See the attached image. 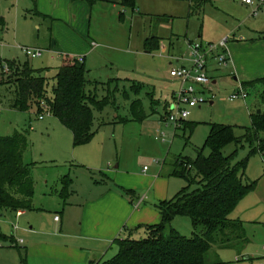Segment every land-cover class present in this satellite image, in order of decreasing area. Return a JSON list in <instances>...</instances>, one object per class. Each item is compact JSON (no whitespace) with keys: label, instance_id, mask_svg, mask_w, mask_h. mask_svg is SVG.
<instances>
[{"label":"rangeland","instance_id":"1","mask_svg":"<svg viewBox=\"0 0 264 264\" xmlns=\"http://www.w3.org/2000/svg\"><path fill=\"white\" fill-rule=\"evenodd\" d=\"M65 1L0 0V18L5 24L0 33V65L15 60L33 69H48L46 76L52 78L64 57H84L87 80L104 84L114 80L109 87L98 86L94 90L99 99L109 95L111 104L102 112L93 111L95 135L90 143L74 147L70 131L57 119L44 115L39 120L34 111H16L14 89L0 85V137L28 131L23 163L31 164L34 181L33 210L25 211L22 218L16 212H0V264H69L66 256L42 254L45 245L59 247L58 239L64 237L53 217H59L69 229H76L85 201L108 187L120 193L114 183L135 192L142 201L137 206L139 211L156 214L154 206L158 200H171L187 185L186 180L172 175L176 159L193 161L196 149H203L207 155L205 142L214 124L233 126L234 135L241 138L244 129L252 124L251 115L261 110L255 90L248 91L245 100H228L241 90L234 76L228 74L196 92L199 102L189 109L184 130L166 123L163 109L164 104L168 105L167 111L174 104L172 91L177 92L180 86L169 76L172 60L168 57L176 55L190 66V41L205 47L227 37L232 42L241 33L247 35L250 25L264 20L261 11L253 14L254 6L246 7L241 0H210L202 19L187 21L185 2L142 0L132 11L85 0L84 15L82 9H74L70 3L68 7ZM65 13L74 20L63 19ZM141 13H156L169 19L159 24ZM77 20L79 26H74ZM148 35L160 39L158 48L149 54L143 50V40ZM92 41L96 42L94 48ZM23 48L41 50L42 56L27 58ZM47 96L50 97V90ZM134 101L140 102L146 116L142 121L134 120L130 113ZM117 117L128 122H119ZM259 137L264 138V134ZM235 150L234 144L228 145L223 155ZM248 155V147H240L236 161H243ZM106 170L122 173L118 180L125 186L117 184L111 175L105 178L102 172ZM245 175L257 183L256 188L238 203L233 216L244 222L247 244L241 251L234 247L218 249L209 261L264 264V158L249 157ZM65 178L69 179L68 195L62 199ZM152 218L148 217V221ZM171 227L182 236L192 235L191 222L186 217H175ZM139 237L145 235L140 233ZM10 238L17 248L10 247ZM117 252V246L110 244L104 260L112 259Z\"/></svg>","mask_w":264,"mask_h":264},{"label":"trees","instance_id":"2","mask_svg":"<svg viewBox=\"0 0 264 264\" xmlns=\"http://www.w3.org/2000/svg\"><path fill=\"white\" fill-rule=\"evenodd\" d=\"M171 1L188 3L191 17L200 16L209 3V0ZM119 4L134 11L136 0H119ZM151 19L159 23L168 21L169 17L151 16ZM4 25L0 18V33ZM159 42L158 38L150 36L144 41L143 50L151 53L158 48ZM47 72L48 69H33L27 63L6 61L0 65V85L14 89L13 109L23 113L34 111L38 118L48 114L70 131L74 147L87 145L95 135L93 111L102 112L111 104L109 95L99 99L94 90L98 86L109 87L114 80L107 84L90 82L81 58L64 57L52 78L46 76ZM240 89L244 92L255 90L261 106L259 114L251 115L252 124L244 129L245 135L237 138L233 126L211 125L205 142L207 155L203 154V149H196L193 161L182 157L175 160L172 175L186 180L187 185L171 200L155 204L159 223L126 230L125 236L113 241L118 252L112 259L91 264H224L216 259L209 261V257L216 256L218 249H244L247 244L244 223L234 219L232 214L238 203L256 188L257 183L245 175L246 160L253 155L264 158V138L259 137L264 134V78L243 82ZM49 90L50 97L47 96ZM167 108L168 105H164L165 116L169 113ZM130 113L134 120L146 118L139 101L132 102ZM117 120L123 121L119 117ZM184 122L177 129L184 130ZM27 136L28 131L22 130L10 137H0V212L12 211L17 215L33 210L32 167L23 163L28 148ZM231 144L236 150L228 156L223 155V149ZM245 145L249 155L237 162V150ZM68 185L69 179H63L62 199L68 195ZM116 187L133 204L135 192ZM178 216L190 220V237L180 235L171 227ZM140 233L145 237H139ZM9 241L10 247L17 248L13 238Z\"/></svg>","mask_w":264,"mask_h":264},{"label":"crops","instance_id":"3","mask_svg":"<svg viewBox=\"0 0 264 264\" xmlns=\"http://www.w3.org/2000/svg\"><path fill=\"white\" fill-rule=\"evenodd\" d=\"M88 1L89 3H91L90 0ZM97 1L105 3L107 5H112L113 8L117 7V5L120 6L119 0H97ZM141 1L142 0H136V4L139 5ZM84 2L85 0L65 1L68 7L70 3L72 8L76 9L77 7L80 10L82 9L83 14L85 15L86 10L83 6L85 5ZM186 5H187V15H186L187 21H190L192 18L199 21L200 19L203 18L206 5L203 8L202 14L200 16H195V17H191L188 15L189 5L188 3H186ZM72 14H74V12ZM83 14L80 15L81 20L83 19L84 16ZM141 14L146 15L145 17L149 16L151 19V13H147V14L141 13ZM154 15L165 16V15H156V13ZM62 18L65 20L69 19V22L74 20V18L73 20L70 19L69 15L66 13L62 15ZM151 20L153 21V19ZM164 22H168V21L159 22V24ZM78 23L79 21L77 20L76 22H74L73 25L77 26ZM254 24L257 25V27L255 25H250V29H248L247 35L241 33L239 37L234 38L232 42H230L229 38L227 37L228 40L226 44L227 45L226 51L228 53L229 59L226 66L220 67L217 66V64L214 62L209 63L207 72L212 80L213 85L215 84V78H218L225 74L234 76V80L240 84V87L243 82H250L264 78V20H261L260 22H256ZM150 36H154L158 38L155 35H148V37ZM148 37H146L143 40V49H144V41ZM194 42L197 41H190V43H194ZM95 46H96V42L92 41L91 47L94 48ZM79 58H81L84 63V57H79ZM168 59L172 60V62L169 63L170 69L180 68V67H186V68L190 67V66H185L182 63L183 59L181 60V58L177 57L176 55L168 57ZM175 93L176 92L172 91V97L174 96ZM102 175L107 179L110 178L109 175H111V178L113 179L115 178V181L117 180V184L125 186L123 183H121V181L118 180V176L122 175V173L116 174L113 172H109V170H106L102 172ZM111 181L113 182L112 179ZM113 186H117V185L114 183ZM158 201H163V200H158ZM140 202L142 203L141 199L135 196L133 204H131L126 197L116 192L113 187H108L105 191H103L99 195L93 197L90 200L85 201L80 213V220H79L80 223L76 229L73 230L69 229L68 224L64 225L63 223H61V219L59 217H58L59 218L58 221L54 220L55 216L53 217V222L56 224H60L59 231L61 230V232H64L63 233L64 237H59L62 238V240L58 239L59 247H53V246L48 247L47 245H45L42 254L66 256L70 260L69 264H91V263H98L104 261V254L106 250L110 248V244H113L115 238H117L120 234L124 236L126 235V230L133 229L140 225H155L159 223L160 216L158 213L148 215L143 210L139 211L140 208L137 209L136 205L140 204ZM149 213H153V212L149 210ZM24 214L25 212H20V215L19 216L16 215V216L22 218ZM151 216H153L154 219ZM148 217L152 219L148 221ZM232 217L234 219H238L234 217L233 214ZM49 244L51 245L55 243H49ZM61 244L64 245L62 246Z\"/></svg>","mask_w":264,"mask_h":264},{"label":"built area","instance_id":"4","mask_svg":"<svg viewBox=\"0 0 264 264\" xmlns=\"http://www.w3.org/2000/svg\"><path fill=\"white\" fill-rule=\"evenodd\" d=\"M246 6H254L253 14L257 15L259 11L264 13V0H241ZM228 38H225L218 44H209L203 47L198 43H190V56L192 58L190 67H180L170 69L169 76L179 82V89L174 94V104L169 107L168 115L165 122L174 126L177 129L182 122L189 116V109L194 108L199 100L195 97L196 92L203 87L210 86L212 80L208 75L207 68L209 63L214 62L217 66L223 67L227 65L229 56L226 51ZM27 58L35 59L42 56V51L37 49L24 48L22 49ZM247 98L246 92L242 89L233 95H230L228 100L233 102ZM48 116V114H46ZM43 116L39 117L42 120ZM188 168V167H187ZM144 171L146 168L143 169ZM138 205H136L137 207ZM20 213H17L19 216ZM58 221L57 216L54 217Z\"/></svg>","mask_w":264,"mask_h":264},{"label":"water","instance_id":"5","mask_svg":"<svg viewBox=\"0 0 264 264\" xmlns=\"http://www.w3.org/2000/svg\"><path fill=\"white\" fill-rule=\"evenodd\" d=\"M259 113H260V110L257 111V114H259Z\"/></svg>","mask_w":264,"mask_h":264}]
</instances>
